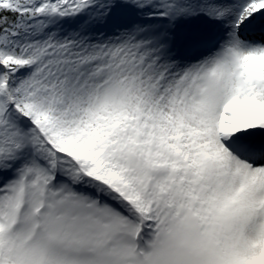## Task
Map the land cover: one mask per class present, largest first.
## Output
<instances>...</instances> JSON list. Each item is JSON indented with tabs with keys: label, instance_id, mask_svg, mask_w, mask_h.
I'll list each match as a JSON object with an SVG mask.
<instances>
[{
	"label": "snow or ice",
	"instance_id": "1",
	"mask_svg": "<svg viewBox=\"0 0 264 264\" xmlns=\"http://www.w3.org/2000/svg\"><path fill=\"white\" fill-rule=\"evenodd\" d=\"M0 264H264V0H0Z\"/></svg>",
	"mask_w": 264,
	"mask_h": 264
}]
</instances>
